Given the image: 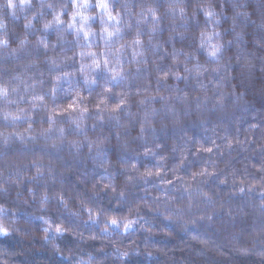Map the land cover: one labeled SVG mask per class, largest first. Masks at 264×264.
<instances>
[{"label":"clouds","instance_id":"clouds-1","mask_svg":"<svg viewBox=\"0 0 264 264\" xmlns=\"http://www.w3.org/2000/svg\"><path fill=\"white\" fill-rule=\"evenodd\" d=\"M0 237L264 264V0H0Z\"/></svg>","mask_w":264,"mask_h":264},{"label":"trees","instance_id":"trees-1","mask_svg":"<svg viewBox=\"0 0 264 264\" xmlns=\"http://www.w3.org/2000/svg\"><path fill=\"white\" fill-rule=\"evenodd\" d=\"M33 225H36L38 228L39 221L31 220L28 218ZM63 243H69L68 238H65ZM0 247H7L8 249L19 248L20 245L16 243L14 237H0ZM25 257L29 261V264H67V262L52 253L47 246L42 245L39 240L35 242L34 245L31 246L29 251H26ZM25 257H17V259H25ZM138 264H146L145 261L139 260ZM147 264H153L151 260L147 261Z\"/></svg>","mask_w":264,"mask_h":264}]
</instances>
